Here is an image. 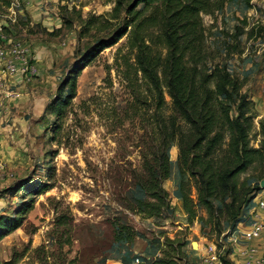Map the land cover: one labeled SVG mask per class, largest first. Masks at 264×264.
<instances>
[{
	"label": "rangeland",
	"instance_id": "obj_1",
	"mask_svg": "<svg viewBox=\"0 0 264 264\" xmlns=\"http://www.w3.org/2000/svg\"><path fill=\"white\" fill-rule=\"evenodd\" d=\"M29 2L17 22L8 24L2 17L7 2L0 0V25L7 24L11 39L29 47L36 69L29 82L18 76L0 78V216L16 215L30 206L21 215L22 225L0 241V264H134L136 257L140 264H151L169 250V241L174 246L185 243V258L196 264H201L208 245L234 260L230 254L241 245L256 202L264 201L260 186L264 163L250 167L237 180L236 202L220 221L242 215L244 222L233 232L227 229L218 235L209 225L188 222L174 145L168 151L170 177L162 184L170 214L145 219L131 211L129 192L142 173L141 155L153 142L150 127L131 108L123 59L132 62L133 52L126 36L83 67L75 78L74 95L60 115L50 112L82 56L118 24L109 19L114 4L111 0ZM257 4L254 8L250 0H233L211 15H201L208 65H225L242 80L241 93L253 103L254 147L258 121H264V0ZM237 28H243L238 38ZM4 91L19 92L21 97L5 99ZM65 93L66 89L61 96ZM164 97V113L169 114L170 101ZM143 110L144 118L151 114L147 103ZM21 184L35 193L28 195L19 189ZM43 185L47 190L38 195ZM191 194L194 197V189ZM199 215L207 217L202 210ZM115 223L133 229L132 242H114ZM257 242L264 244V236Z\"/></svg>",
	"mask_w": 264,
	"mask_h": 264
},
{
	"label": "trees",
	"instance_id": "obj_2",
	"mask_svg": "<svg viewBox=\"0 0 264 264\" xmlns=\"http://www.w3.org/2000/svg\"><path fill=\"white\" fill-rule=\"evenodd\" d=\"M111 1L114 6L109 19L118 24L82 56L81 65L66 79L50 106L51 114L60 115L59 111L68 105L69 97L74 95L75 78L83 67L126 36V45L133 52L132 62L123 59V76L132 94L131 108L150 127L153 142L141 155L142 173L129 192V209L145 219L170 214L169 196L162 184L170 177L168 151L174 145L180 199L188 222L197 220L209 225L211 230L217 229L218 235L227 229L233 232L239 222H244L242 215L222 224L220 221L236 202L241 173L264 163V121H258L255 135L259 139L254 147L253 103L241 93L242 80L231 75L225 65H208L201 20V15H211L233 0ZM237 29L236 38L243 34V28ZM165 94L170 101L169 114L164 113ZM146 103L151 114L144 118L140 113L145 111ZM19 189L28 195L35 193L25 184ZM44 190L47 187L40 186L36 193ZM27 207L17 210L16 215L0 216V241L22 225L21 215L30 209ZM134 236L130 226L114 224L116 244H129ZM168 243L169 250L151 264H181V260L183 264H196V260L185 258V243Z\"/></svg>",
	"mask_w": 264,
	"mask_h": 264
},
{
	"label": "built area",
	"instance_id": "obj_3",
	"mask_svg": "<svg viewBox=\"0 0 264 264\" xmlns=\"http://www.w3.org/2000/svg\"><path fill=\"white\" fill-rule=\"evenodd\" d=\"M7 2L6 14L2 17L8 24H15L20 14H23L27 6V0H4ZM250 4L255 8L257 0H250ZM258 5V4H257ZM7 24L0 25V78L14 77L25 78L29 82L35 77L36 69L31 63L30 49L23 43L12 40L6 32ZM1 85V83H0ZM5 99H17L21 97L19 92H3ZM264 201L258 200L255 209L252 211V222L242 233V242L235 252L230 256L236 257L234 260H227L225 255L216 249L214 245L203 248L204 254L200 258L201 264H264V244L257 242L264 236ZM254 242V243H253ZM139 257L134 259V264H140Z\"/></svg>",
	"mask_w": 264,
	"mask_h": 264
},
{
	"label": "water",
	"instance_id": "obj_4",
	"mask_svg": "<svg viewBox=\"0 0 264 264\" xmlns=\"http://www.w3.org/2000/svg\"><path fill=\"white\" fill-rule=\"evenodd\" d=\"M261 188H264V179L260 182Z\"/></svg>",
	"mask_w": 264,
	"mask_h": 264
},
{
	"label": "crops",
	"instance_id": "obj_5",
	"mask_svg": "<svg viewBox=\"0 0 264 264\" xmlns=\"http://www.w3.org/2000/svg\"><path fill=\"white\" fill-rule=\"evenodd\" d=\"M28 6H30V2H29V0H27V6H26V7H28Z\"/></svg>",
	"mask_w": 264,
	"mask_h": 264
},
{
	"label": "bare ground",
	"instance_id": "obj_6",
	"mask_svg": "<svg viewBox=\"0 0 264 264\" xmlns=\"http://www.w3.org/2000/svg\"><path fill=\"white\" fill-rule=\"evenodd\" d=\"M194 246H196V244H194Z\"/></svg>",
	"mask_w": 264,
	"mask_h": 264
}]
</instances>
